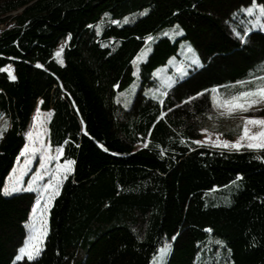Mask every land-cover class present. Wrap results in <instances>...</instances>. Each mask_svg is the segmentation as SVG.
<instances>
[{"label":"trees","instance_id":"16d2710c","mask_svg":"<svg viewBox=\"0 0 264 264\" xmlns=\"http://www.w3.org/2000/svg\"><path fill=\"white\" fill-rule=\"evenodd\" d=\"M250 2L0 0V190L38 102L51 112L49 146L74 161L32 261L15 256L35 195L0 191V264H150L163 243L165 264H264V152L192 143L201 129L232 139L245 117L264 118V107L218 118L211 101L212 88L227 97L243 90L236 81L264 76V31L250 27L244 43L232 32L243 34L233 19ZM172 25L182 36L153 44L141 78L183 39L201 66L160 101L139 89L124 109L115 96L132 85L133 61L149 35Z\"/></svg>","mask_w":264,"mask_h":264},{"label":"rangeland","instance_id":"374dc122","mask_svg":"<svg viewBox=\"0 0 264 264\" xmlns=\"http://www.w3.org/2000/svg\"><path fill=\"white\" fill-rule=\"evenodd\" d=\"M242 15L243 16H241V17L236 16L233 19L236 27L245 28L247 26L248 28H250L251 24L246 23V22L251 20V19H254V17H246L243 12H242ZM229 25L231 27L233 26V24H231V23H229ZM174 26L175 25L160 28L157 31H155L154 33H152L151 35H149V37H152V39H148V38L146 39L144 46L139 51L135 60L133 61V67H134L135 75L133 73L134 80H133L132 85L125 90H121V91L117 92V94L115 96V102L118 103L119 105H121L124 109H128L130 107L132 100L134 98V95L138 92L139 89H142V93L145 97L153 99L155 101H160L164 95L161 96L159 93H161V92L166 93V91L168 89H170L173 85H175L177 83V81L186 77L190 70H192L194 68H199L201 66L200 59H199V66L191 65L190 60L187 59V57L190 55L187 52V48L190 46L193 49V47L188 40L183 39V40H180L178 43V51H177L176 56L169 58L164 65H161V66L155 68L151 72L150 77L147 78L146 80H143L141 78V76L139 74L140 65L143 64L147 60V58H148V56H149V54L153 48V44L157 40H159L160 38H163V37L169 38L171 41H175L182 36L183 32L181 31V29L176 28ZM194 53L198 57V55L196 54L195 51H194ZM181 66H183V70L186 73L183 77H181L180 74L177 72V68L181 67ZM6 71L8 72V75H9V72H11L12 75L14 74L12 71V68L10 66H8L6 68ZM166 82L170 83L171 87H167ZM154 95L156 96L155 99L153 98ZM39 105H40V102L37 103V107L35 108L32 119L30 120L28 127L24 133V140H25L24 146H25V144H28L32 147H35L37 149V151L21 154L22 150L24 149V146H23L22 149L20 150L19 155L15 159L14 165L12 167L13 169L11 170V172H9V173H12V175L10 176L8 174V176L5 180V183H4V187H5V185L11 186L12 181L14 179H16V177H19V181H20L19 186L21 188H24V189L31 188L32 189V191H30V192L29 191H23V192L33 193L35 195L34 203L40 195L39 187L41 185L49 183L50 181L55 183V180L53 178V173L55 172L58 164H63V162H60V157H61V153H60L58 160L57 159H45L43 161V167H41V163H42L41 157L42 156L43 157H55L58 154L56 151L57 148H55V149L51 148L49 146V143H48V123L50 120L51 112L50 111L49 112L41 111L39 109ZM261 107H264V104L254 105L253 108L250 110L258 109ZM221 112H224L225 114L221 115ZM242 114H243V112L236 111V112H233L229 115L224 109H219V108H216V111H215V116L218 118H222V119L232 118V117L239 119V118H242ZM34 117H35V120L33 119ZM243 122H244V119L242 120L241 130L243 128ZM3 123H4V118L0 116V125H3ZM241 130H240V133H241ZM249 130L251 132H257V131H259V126L249 125ZM29 132H31L32 135H26V133H29ZM240 133H239V135H240ZM209 134H211L210 138L212 140L216 139L217 133L207 130L206 132H202V131L200 132V138L198 140H203L205 138V136L209 135ZM37 136L39 137V139H36ZM238 136H235L232 139H227V138H224L221 134L220 139H227L230 141H235L238 138ZM203 146L207 147V148H211L213 150L230 151L228 149L214 148V147H210L207 145H203ZM244 149H247V148H244ZM244 149H242V150H244ZM247 150H251V149H247ZM254 151H259V150H254ZM235 152H238V151H235ZM71 172H72V166H71V171L69 173H67V177L71 174ZM37 176H39L40 179H37ZM65 179L61 180V185ZM32 181H35V183H31ZM60 188H61V186H60ZM18 193H22V192L11 193L10 195L18 194ZM57 196H55L54 199ZM54 199H53V201H54ZM53 201H52V203H53ZM43 203H44V201L42 200L41 205H43ZM51 206H52V204H51ZM50 208L48 209L47 215L45 217V219L47 220V225H46L47 230H48V216H49ZM36 215L39 216V213H37ZM33 223H35L37 225V227L40 226V220L39 219H33L32 208H31L28 219L24 225L25 230H26V238L31 234L28 225H31ZM45 237L42 240L41 251H42L43 242L45 240ZM23 245H24V243H23ZM165 245L166 244L163 243L159 247V249L164 247ZM24 258L27 259L26 256L22 257V259H24ZM166 259H167V256L165 257L163 264H165ZM150 264H153V259L151 260Z\"/></svg>","mask_w":264,"mask_h":264},{"label":"snow or ice","instance_id":"6c2138e0","mask_svg":"<svg viewBox=\"0 0 264 264\" xmlns=\"http://www.w3.org/2000/svg\"><path fill=\"white\" fill-rule=\"evenodd\" d=\"M239 11L243 12L246 17H254L247 21L246 23L251 24V28H259L261 31H264V4H260L257 0H251L250 4L247 7H241ZM144 13H141L143 15ZM107 15V14H106ZM233 15H236L233 13ZM124 21L128 22V17H124ZM112 23H117L113 20ZM174 27L179 28V25ZM251 29L247 26L244 28L243 34L237 31L235 28L232 29L233 35L238 37L241 43L245 42V37L248 35ZM182 31V30H181ZM152 39V37H148ZM187 52L190 54L187 59L190 60L191 65L199 66V58L195 55L194 50L189 46ZM57 56L60 55L59 51L56 53ZM37 67H42V65L37 64ZM177 72L183 77L186 73L183 70V66L177 68ZM135 75V73H134ZM16 77L9 72V79H15ZM236 85L241 86L243 90L236 92L235 94L228 95L224 97L223 94H218L216 88L211 89V101L213 108L224 109L229 115L236 111L247 112L253 108L254 105L264 104V76L251 77L249 80H238L235 82ZM167 87H171V84L166 82ZM251 85V87H247ZM115 87V86H114ZM159 91V90H158ZM208 89H204L200 92L195 93L194 96H188L185 101L181 103H187L188 101L195 100L197 97L202 96L205 92H208ZM163 96L165 93H159ZM155 99L156 96L154 95ZM163 102V101H161ZM260 110V109H256ZM224 112H221V115H224ZM3 114L0 113V116ZM165 116L164 112H161L157 117V120ZM35 120V117L33 118ZM83 124V121H81ZM249 125L259 126V131L251 132L249 130ZM7 131V122L4 125H0V138L3 137L4 132ZM83 131V129H82ZM202 132H206V129H201ZM26 135H32L31 132L26 133ZM219 133L216 134V139L212 140L211 134L206 135L203 140H193L197 146L207 145L214 148H223L230 151H241L244 148L251 150H259L264 152V118L258 117H245L243 122V128L240 135L235 141H230L227 139H220ZM36 139H39L37 136ZM180 143H185L184 139H181ZM78 146V145H77ZM148 145L145 144L144 147ZM103 147V145H101ZM108 151L107 148L104 149ZM191 150V149H190ZM37 149L28 144H25L24 149L21 154L28 152H35ZM57 156L55 157H41V167H43V161L45 159H59V154L61 153V148H57ZM163 155V153H161ZM257 159H261L260 156H257ZM74 164V161L71 159H66L63 164H58L55 172L53 173V178L55 183L49 182L47 184L41 185L39 187L40 195L36 199L35 203L32 205V216L33 219L40 220V226L37 227L35 223L28 225L30 229V235L25 239L24 245L18 249V253L15 256V260H21L22 257L26 256L29 261L35 259L41 252V244L43 238L47 234V220L45 219L48 209L51 207L52 201L55 196L59 195V190L61 186V180L67 178V173L71 171V166ZM11 176L12 173H9ZM37 179H40L37 176ZM237 180L241 179L239 174L236 177ZM19 177H16L11 183V186L5 185V187L0 190L4 195H10L11 193L23 192V191H32L31 188L24 189L19 186ZM31 183H35L32 181ZM44 201L41 205V201ZM39 213V216L36 214ZM175 239V237H173ZM169 252V246L165 245L164 247L157 250L156 255L153 256V264H163L165 257Z\"/></svg>","mask_w":264,"mask_h":264},{"label":"water","instance_id":"95a60500","mask_svg":"<svg viewBox=\"0 0 264 264\" xmlns=\"http://www.w3.org/2000/svg\"><path fill=\"white\" fill-rule=\"evenodd\" d=\"M13 72H14V70H13ZM14 75V74H13ZM15 76V75H14ZM13 80V79H12ZM15 80V79H14Z\"/></svg>","mask_w":264,"mask_h":264},{"label":"bare ground","instance_id":"6f19581e","mask_svg":"<svg viewBox=\"0 0 264 264\" xmlns=\"http://www.w3.org/2000/svg\"><path fill=\"white\" fill-rule=\"evenodd\" d=\"M7 72V71H6ZM14 73V72H13ZM7 74H8V72H7ZM12 74V73H11Z\"/></svg>","mask_w":264,"mask_h":264}]
</instances>
